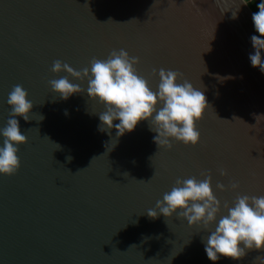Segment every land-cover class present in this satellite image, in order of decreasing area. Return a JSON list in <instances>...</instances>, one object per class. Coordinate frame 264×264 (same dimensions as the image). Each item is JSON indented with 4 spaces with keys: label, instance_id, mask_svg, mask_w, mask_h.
I'll use <instances>...</instances> for the list:
<instances>
[{
    "label": "water",
    "instance_id": "obj_1",
    "mask_svg": "<svg viewBox=\"0 0 264 264\" xmlns=\"http://www.w3.org/2000/svg\"><path fill=\"white\" fill-rule=\"evenodd\" d=\"M253 13L246 0H0V129L14 85L33 103L29 121L17 117L28 140L17 146L21 167L0 174V264H259L264 250L213 262L202 225L146 214L178 178L202 173H211L222 205L234 206L237 194L264 196V73L249 59L259 36ZM120 49L140 59L137 72L152 91L164 68L204 93L197 147L172 140L171 150L159 149L149 121L120 138L115 128L99 131L106 109L87 96V79L68 76L85 93L67 101L51 89L50 80L67 76L51 71L54 61L80 71Z\"/></svg>",
    "mask_w": 264,
    "mask_h": 264
},
{
    "label": "clouds",
    "instance_id": "obj_2",
    "mask_svg": "<svg viewBox=\"0 0 264 264\" xmlns=\"http://www.w3.org/2000/svg\"><path fill=\"white\" fill-rule=\"evenodd\" d=\"M257 7L259 11L253 13L252 20L259 36L251 37L255 52L250 54L249 59L253 67L264 73V0ZM139 64L140 59L130 56L125 49L112 50L105 60L93 58L90 68L84 67L80 71L56 60L51 71L57 75L66 72L67 76L50 80L49 84L57 95L67 101L75 94L85 93L80 84L70 82L68 76L81 83L87 79V96L92 101L98 100L106 109L98 114L101 121L98 130L101 132H109L110 135L109 130L115 128L116 136L120 138L133 132L140 122L149 121L150 130L156 133L153 139L159 149L171 150L172 140L197 147L201 140L197 124L203 121L209 108L204 93L184 79L182 73L164 68L159 70L158 92H154L149 81L138 74L136 66ZM153 75H156L155 69ZM180 80L183 83H178ZM7 103L11 112L7 126L0 129V135L4 138L3 147H0V174L11 177L21 167L17 146L28 142L20 130L17 117L29 121L33 103L20 84L13 86ZM65 114H68L67 111ZM43 119L41 116L39 121ZM68 159L71 160V157ZM219 171L221 176L228 175L225 169ZM202 175V180L196 177L178 178L170 192L164 193L163 199L156 201V208L146 211L147 216L155 220L163 215L167 222L179 213V218L186 220L190 226L202 225L210 232L205 251L213 262L220 257L238 261L246 255V249L264 250V196L237 194L234 206L227 201L222 205L214 194L211 173ZM216 187L221 192L228 191L222 183H217ZM229 188L239 193L240 185L233 181ZM222 207L227 215L221 214ZM213 225H216L214 230ZM257 260L259 264H264V257H257Z\"/></svg>",
    "mask_w": 264,
    "mask_h": 264
},
{
    "label": "trees",
    "instance_id": "obj_3",
    "mask_svg": "<svg viewBox=\"0 0 264 264\" xmlns=\"http://www.w3.org/2000/svg\"><path fill=\"white\" fill-rule=\"evenodd\" d=\"M246 1L254 13L259 11V8L257 7L258 2H256L255 0H246Z\"/></svg>",
    "mask_w": 264,
    "mask_h": 264
},
{
    "label": "crops",
    "instance_id": "obj_4",
    "mask_svg": "<svg viewBox=\"0 0 264 264\" xmlns=\"http://www.w3.org/2000/svg\"><path fill=\"white\" fill-rule=\"evenodd\" d=\"M256 2H258V4L260 3V2H262V0H255Z\"/></svg>",
    "mask_w": 264,
    "mask_h": 264
}]
</instances>
